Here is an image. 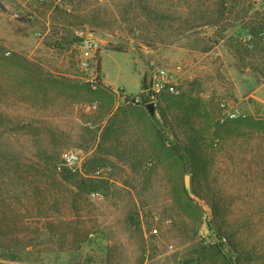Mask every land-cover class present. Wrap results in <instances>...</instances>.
I'll return each instance as SVG.
<instances>
[{
	"label": "rangeland",
	"instance_id": "374dc122",
	"mask_svg": "<svg viewBox=\"0 0 264 264\" xmlns=\"http://www.w3.org/2000/svg\"><path fill=\"white\" fill-rule=\"evenodd\" d=\"M72 4L0 0V264H264L248 260L264 249V106L246 99L264 84V0ZM106 50L146 81L183 64L180 94L108 115L81 67Z\"/></svg>",
	"mask_w": 264,
	"mask_h": 264
},
{
	"label": "built area",
	"instance_id": "2783aa9c",
	"mask_svg": "<svg viewBox=\"0 0 264 264\" xmlns=\"http://www.w3.org/2000/svg\"><path fill=\"white\" fill-rule=\"evenodd\" d=\"M58 4L67 10L72 8V0H58ZM81 48L90 51L91 53H97L100 50L99 42L93 38L86 37L81 43ZM98 55L96 54V57ZM95 58V55L93 57ZM91 59H82L81 67L86 71L88 81L94 89L99 87L97 65L94 67L89 61ZM185 67L183 64H178L174 69L166 67H160L156 69L148 77L146 88L140 95L129 96L120 92L121 100L125 103H131L133 105H143L146 107L147 103H153L156 107V111L159 109L162 103V97L164 95H179L181 92L180 83L182 75L184 74ZM223 114L221 121L226 122L228 119L236 118L237 115L231 110L227 109L226 105H222ZM65 167L72 172L76 173L81 168V158L75 153H70L65 159ZM113 169L110 165L98 166L94 169V174L98 177H108L112 173ZM150 234H158L157 229H152Z\"/></svg>",
	"mask_w": 264,
	"mask_h": 264
},
{
	"label": "crops",
	"instance_id": "0c3cea01",
	"mask_svg": "<svg viewBox=\"0 0 264 264\" xmlns=\"http://www.w3.org/2000/svg\"><path fill=\"white\" fill-rule=\"evenodd\" d=\"M108 53L121 54L118 60L123 62V64H126V66L121 64L116 68V71L114 73H111L109 70H107L104 67L103 64V57ZM135 62L136 61L133 57V54L130 52H120V51H111V50H106L102 52V58H101L102 85L99 86L100 88L98 90L99 99H100L99 103L103 99L110 98V104L114 105V108L113 110L109 109L108 115L112 117L115 116V113L118 110L120 109L124 110L125 108H127V103L121 100L120 92L132 96V95L140 94L143 90V85H144L143 76L136 69ZM260 90H264V84H262L261 86H259L258 84L250 85L248 87L249 95L246 97V99L253 98L256 100L258 105L264 106V94L260 93ZM96 104L97 103L94 102L95 106ZM142 110L145 109L142 108ZM149 114L146 113V116L148 118L150 116ZM256 259L264 262V249H261L260 252L259 249H257L254 255L251 254L248 257V260H250L251 262Z\"/></svg>",
	"mask_w": 264,
	"mask_h": 264
},
{
	"label": "water",
	"instance_id": "95a60500",
	"mask_svg": "<svg viewBox=\"0 0 264 264\" xmlns=\"http://www.w3.org/2000/svg\"><path fill=\"white\" fill-rule=\"evenodd\" d=\"M146 108L148 112L150 113L151 116H156V107L153 103H147ZM185 188L186 191L189 195H192V190H191V175L186 174L185 175Z\"/></svg>",
	"mask_w": 264,
	"mask_h": 264
},
{
	"label": "trees",
	"instance_id": "16d2710c",
	"mask_svg": "<svg viewBox=\"0 0 264 264\" xmlns=\"http://www.w3.org/2000/svg\"><path fill=\"white\" fill-rule=\"evenodd\" d=\"M120 52H124V51H120ZM97 72H98V83H99V86H101V61L99 62L98 64V67H97ZM143 90L146 88V84H147V81H146V77L143 78ZM142 90V91H143ZM127 104H131V103H127ZM143 106V105H141ZM143 108H145V106H143ZM146 109V108H145ZM155 117H153L154 119ZM232 123H236V124H239V123H242V119H235L234 121H232Z\"/></svg>",
	"mask_w": 264,
	"mask_h": 264
}]
</instances>
